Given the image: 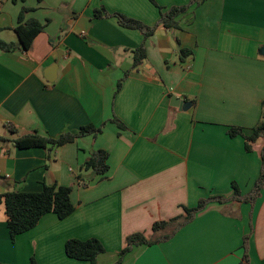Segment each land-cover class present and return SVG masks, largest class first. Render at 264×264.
Returning a JSON list of instances; mask_svg holds the SVG:
<instances>
[{"label":"crops","instance_id":"obj_1","mask_svg":"<svg viewBox=\"0 0 264 264\" xmlns=\"http://www.w3.org/2000/svg\"><path fill=\"white\" fill-rule=\"evenodd\" d=\"M173 7L186 10L166 29L161 12ZM24 9L21 24L43 30L28 51L0 50V195L71 187L74 211L47 214L12 242L0 204V264H88L66 257L69 239L98 240L97 264H115L137 233L171 237L120 264H264L263 140L248 152L227 133L250 135L264 113V0H0L1 41L18 45ZM139 47L146 57L133 69ZM87 125L100 132L77 136ZM31 134L76 137L15 147ZM97 151L108 155L102 178L82 170ZM200 201L189 222L153 233Z\"/></svg>","mask_w":264,"mask_h":264},{"label":"trees","instance_id":"obj_2","mask_svg":"<svg viewBox=\"0 0 264 264\" xmlns=\"http://www.w3.org/2000/svg\"><path fill=\"white\" fill-rule=\"evenodd\" d=\"M186 10V7H173L165 12H161L160 23L166 29L176 28L177 23L175 18ZM27 12L26 9L22 11L19 15L20 24L14 29L17 38L18 45L14 43H6L0 40V50L4 52H12L16 47H20L23 51H28L34 39L43 30L42 24L36 20H28L21 24L23 14ZM121 24L131 28H137L143 30L145 27L137 21L124 18L121 20ZM151 30L148 29L145 36H148ZM187 50L180 49V62H184L188 55ZM145 51L143 47H139L132 51V68L136 69L140 66L145 59ZM264 108V103L262 105ZM114 122L124 129V126L114 120ZM100 129H96L92 125H87L81 127L77 136H85L89 134L99 133ZM228 136L233 138L237 135H242L245 139V149L246 151H251L250 144L255 142L258 138H262L263 147L261 153L262 161V172L258 179L257 188H260L264 183V113L256 126L252 129L251 134L245 136L242 134L241 129L230 128L228 130ZM76 136L64 135L57 140L46 139L39 137L35 134L26 135L21 138H17L14 141V145L18 149H34L41 148L45 149L48 145L53 147H61L64 144L70 143L74 140ZM107 153L104 151H97L91 155V157L85 161L82 166L84 171H93L96 175L104 177L108 171ZM81 185V183H80ZM72 188L64 187L57 184H43L40 192L30 193V192H7L0 195V204L4 207V213L6 216V228L13 242L15 238L22 235L30 230H32L39 222V220L47 215L54 214L59 220L67 218L74 211V206L70 200ZM205 201H200L196 208L186 209L184 208L185 216H178L168 222L155 223L152 226L153 233L165 229L173 223H177L178 228L189 222L195 213L202 210ZM182 220L181 222H179ZM173 235V233H172ZM170 236H165L162 239H146L142 234H133L126 239L124 248L119 253V260L115 264H120L123 258L129 253L133 247L147 245L151 246L153 244L159 243L162 240L168 239ZM64 252L67 258L75 261L86 262L88 264H97V257L104 252L102 244L96 239H88L85 241L77 239H69L65 242ZM30 264H36L32 259ZM244 264V262L240 263Z\"/></svg>","mask_w":264,"mask_h":264},{"label":"water","instance_id":"obj_3","mask_svg":"<svg viewBox=\"0 0 264 264\" xmlns=\"http://www.w3.org/2000/svg\"><path fill=\"white\" fill-rule=\"evenodd\" d=\"M259 52H260L259 55L262 56V57H264V45L260 48V51H259ZM46 80H47L48 82H50V83L53 82V79H50V78H47V77H46ZM171 100L175 102V105H174L175 107H178V104L181 103L180 99H176V98H174V97H173ZM182 104H183V105H184V104L186 105V104H188V103H183V102H182Z\"/></svg>","mask_w":264,"mask_h":264}]
</instances>
